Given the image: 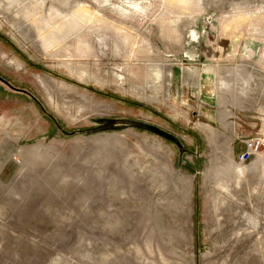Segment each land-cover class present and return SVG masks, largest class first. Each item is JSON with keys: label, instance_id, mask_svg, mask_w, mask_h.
I'll use <instances>...</instances> for the list:
<instances>
[{"label": "rangeland", "instance_id": "374dc122", "mask_svg": "<svg viewBox=\"0 0 264 264\" xmlns=\"http://www.w3.org/2000/svg\"><path fill=\"white\" fill-rule=\"evenodd\" d=\"M0 264H264V0H0Z\"/></svg>", "mask_w": 264, "mask_h": 264}, {"label": "water", "instance_id": "95a60500", "mask_svg": "<svg viewBox=\"0 0 264 264\" xmlns=\"http://www.w3.org/2000/svg\"><path fill=\"white\" fill-rule=\"evenodd\" d=\"M2 80L5 81L4 79H2ZM136 125L141 126L143 128H146L150 131H153V132H155V133H157V134H159V135H161V136H163L169 140L177 142V138L174 135L170 134L169 132H167V131H165V130H163V129L155 126V125L142 123V122H139ZM178 144H180V143H178Z\"/></svg>", "mask_w": 264, "mask_h": 264}, {"label": "built area", "instance_id": "2783aa9c", "mask_svg": "<svg viewBox=\"0 0 264 264\" xmlns=\"http://www.w3.org/2000/svg\"><path fill=\"white\" fill-rule=\"evenodd\" d=\"M261 142L258 141H254L252 143L251 149L250 150H246L244 152L241 153L240 155V160L241 161H245L247 159H249L250 155L252 154L253 151L258 150L260 148Z\"/></svg>", "mask_w": 264, "mask_h": 264}]
</instances>
